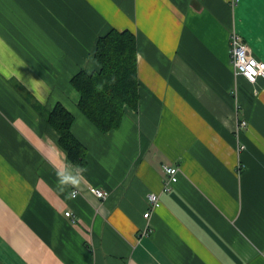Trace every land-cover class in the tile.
Instances as JSON below:
<instances>
[{
    "label": "crops",
    "instance_id": "1",
    "mask_svg": "<svg viewBox=\"0 0 264 264\" xmlns=\"http://www.w3.org/2000/svg\"><path fill=\"white\" fill-rule=\"evenodd\" d=\"M112 27L136 35L139 100L102 132L70 79ZM232 31L264 61V0H0V264H264V76L235 72ZM163 164L178 179L145 218Z\"/></svg>",
    "mask_w": 264,
    "mask_h": 264
},
{
    "label": "trees",
    "instance_id": "2",
    "mask_svg": "<svg viewBox=\"0 0 264 264\" xmlns=\"http://www.w3.org/2000/svg\"><path fill=\"white\" fill-rule=\"evenodd\" d=\"M92 57L96 67L80 69L70 83L78 92V109L106 132L118 128L126 110L138 105L136 35L129 29L109 28L97 37ZM47 122L55 130L57 145L67 160L84 167L87 149L72 132L73 113L57 102Z\"/></svg>",
    "mask_w": 264,
    "mask_h": 264
},
{
    "label": "built area",
    "instance_id": "3",
    "mask_svg": "<svg viewBox=\"0 0 264 264\" xmlns=\"http://www.w3.org/2000/svg\"><path fill=\"white\" fill-rule=\"evenodd\" d=\"M229 53L231 57V63L236 73L243 75L248 81L254 82L260 76H264V61L255 57L249 47V45L243 40L241 35L236 31H232L229 39ZM246 127V121L240 120L236 124V131ZM244 145L240 144L239 148H243ZM162 169L164 172V179L162 181V187L160 192H148L146 195V201L148 203L147 210L143 213V217L148 218L151 210L158 207L161 203V193L170 192L173 184L178 179L179 167L175 164H163ZM89 190L99 198H104L107 195V191L95 186H90ZM72 195L76 196L79 193L77 188L72 190ZM65 215L69 216L72 221H75V216L71 211H65ZM147 231V230H145Z\"/></svg>",
    "mask_w": 264,
    "mask_h": 264
}]
</instances>
